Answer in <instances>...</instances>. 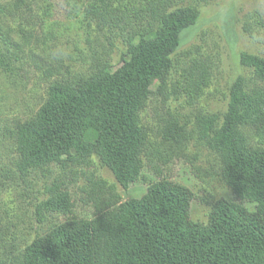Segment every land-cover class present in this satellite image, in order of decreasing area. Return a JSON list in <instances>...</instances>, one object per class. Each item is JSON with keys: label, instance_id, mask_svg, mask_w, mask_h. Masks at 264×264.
I'll return each instance as SVG.
<instances>
[{"label": "trees", "instance_id": "obj_1", "mask_svg": "<svg viewBox=\"0 0 264 264\" xmlns=\"http://www.w3.org/2000/svg\"><path fill=\"white\" fill-rule=\"evenodd\" d=\"M41 3L51 2L0 0L3 75L14 76L21 60L18 53L32 36L21 24L11 28L8 17L31 12ZM172 3L66 0L72 10L84 12L88 25L99 34L112 41L124 38L126 51L117 65L95 53L87 71L61 70L30 48L37 69L48 80L47 95L33 115L18 118L9 129L15 173L26 180L50 155L61 170L76 178L82 173L87 183L78 190L75 183L59 177L46 180L35 203L34 234L20 243L13 236L0 249V264H264V58L260 55L241 52L246 73L232 85L224 114L198 112L192 130L188 121L182 123L170 114L162 138L182 150L193 132H199L220 155L229 186L241 199L256 204L258 222L245 221L232 204L222 208L210 226L200 227L186 215L193 197L190 189L168 181L144 197L121 203L116 184L86 169L97 157L125 187L147 180L143 171L148 140L142 114L152 95L164 96L174 57L199 22L198 14L171 17ZM183 78L182 90L199 100L210 83L208 64L194 59ZM81 203L92 206L90 216L78 213ZM2 230L0 238L5 237ZM169 240L176 244L175 251Z\"/></svg>", "mask_w": 264, "mask_h": 264}, {"label": "rangeland", "instance_id": "obj_2", "mask_svg": "<svg viewBox=\"0 0 264 264\" xmlns=\"http://www.w3.org/2000/svg\"><path fill=\"white\" fill-rule=\"evenodd\" d=\"M50 2L35 4L31 12L8 17L11 28L21 24L32 36L24 51L18 53L21 60L16 63L18 68L14 76L0 72V227L5 234L0 238V249L10 244L13 236L20 243L34 234L35 203L46 180L59 177L75 183L78 190L87 183L82 173L76 178L70 171L61 170L50 155L47 163L30 172L26 180L15 173L14 145L9 129L18 118L33 115L47 95L48 80L37 69L30 48L48 56L46 63L61 70L81 71L88 70L95 53L117 65L126 51L122 36L112 41L109 35L99 34L88 25L81 9L72 10L66 0ZM169 13L171 17L198 14L199 22L197 28L187 34L184 46L174 57V68L168 76L164 96L152 95L142 114V127L148 140L143 171L147 180L142 178L125 187L97 157L94 165L86 169L94 170L108 183L116 184L121 203L144 197L168 181L190 189L193 197L186 215L200 227L210 226L220 210L232 204L237 205V211L245 221L258 222L256 204L241 199L229 186L222 174L220 155L202 140L199 132H193L194 136L182 150L173 149L162 138L170 114L181 118L182 123L188 121L192 130L198 112L222 115L227 111L231 87L246 73L240 63L241 52L249 51L264 58V0H173ZM194 59L206 61L211 72L210 83L199 100L190 98L181 87L183 74ZM151 77L153 81L157 80L155 70ZM178 82L180 86L175 88ZM80 169L78 167V171ZM92 212V206L80 204L78 213L81 216H90ZM169 245L172 251L176 250L172 240Z\"/></svg>", "mask_w": 264, "mask_h": 264}]
</instances>
